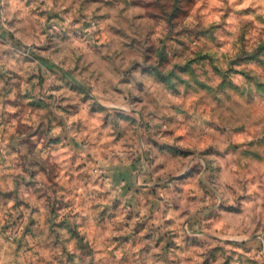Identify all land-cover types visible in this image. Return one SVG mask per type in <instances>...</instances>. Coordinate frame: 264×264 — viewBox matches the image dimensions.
Instances as JSON below:
<instances>
[{"label":"clouds","instance_id":"obj_1","mask_svg":"<svg viewBox=\"0 0 264 264\" xmlns=\"http://www.w3.org/2000/svg\"><path fill=\"white\" fill-rule=\"evenodd\" d=\"M0 264H264V0H0Z\"/></svg>","mask_w":264,"mask_h":264}]
</instances>
